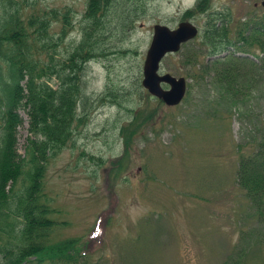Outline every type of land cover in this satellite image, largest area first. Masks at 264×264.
I'll list each match as a JSON object with an SVG mask.
<instances>
[{
  "label": "rangeland",
  "instance_id": "rangeland-1",
  "mask_svg": "<svg viewBox=\"0 0 264 264\" xmlns=\"http://www.w3.org/2000/svg\"><path fill=\"white\" fill-rule=\"evenodd\" d=\"M262 1L208 0L202 11L199 0H112L101 13L106 54L86 70L84 123L47 165L43 192L56 220L49 240L80 239L90 264H264V223L237 178L243 126L252 118L242 119L241 109L264 114V83L245 103H233L191 63L200 43L162 61V72L188 79L180 103L167 105L142 83L156 23L191 20L201 31L192 43L210 16L228 15L235 25L262 15ZM88 2L38 0V7L71 13L62 56L82 35ZM187 9H194L189 17ZM21 114L17 146L25 155L29 122Z\"/></svg>",
  "mask_w": 264,
  "mask_h": 264
},
{
  "label": "trees",
  "instance_id": "trees-1",
  "mask_svg": "<svg viewBox=\"0 0 264 264\" xmlns=\"http://www.w3.org/2000/svg\"><path fill=\"white\" fill-rule=\"evenodd\" d=\"M111 2L89 0L82 35L62 56L61 44L74 28L69 10L38 7V0H0V264H90L92 260V254L81 252L80 239L49 240L56 220L49 216L53 209L43 188L50 159L84 123L79 108L90 99L86 70L91 60L106 54L101 13ZM207 5L208 0H199L197 9L204 11ZM193 10L187 9L186 15ZM229 17L210 16L200 40L184 46L201 44L191 63L202 72L200 76L211 74L222 92L241 104L264 83V13L235 25ZM57 22L62 23L60 30L54 29ZM224 51L227 54L220 56ZM202 55L215 58L204 61ZM21 110L27 112L29 122L25 155L17 146L19 127L25 121ZM248 111L243 104L242 119L252 118L243 126L248 131L239 144L237 178L264 223V114L253 116ZM245 147L251 150L246 152Z\"/></svg>",
  "mask_w": 264,
  "mask_h": 264
},
{
  "label": "water",
  "instance_id": "water-1",
  "mask_svg": "<svg viewBox=\"0 0 264 264\" xmlns=\"http://www.w3.org/2000/svg\"><path fill=\"white\" fill-rule=\"evenodd\" d=\"M198 32V25L191 20L181 21L175 28L165 23L154 25L152 41L144 61L142 83L151 94L161 98L167 105H176L182 101L188 89V79L162 72V61L168 53L180 50L183 43L194 38Z\"/></svg>",
  "mask_w": 264,
  "mask_h": 264
},
{
  "label": "flooded vegetation",
  "instance_id": "flooded-vegetation-1",
  "mask_svg": "<svg viewBox=\"0 0 264 264\" xmlns=\"http://www.w3.org/2000/svg\"><path fill=\"white\" fill-rule=\"evenodd\" d=\"M255 4L258 6V2L255 3ZM262 6H264V1H262ZM198 28H199V25H198ZM204 30H205V28H204ZM204 30H203V31H204ZM203 31H202V33H203ZM200 32H201V31H200V28H199V32H198V34H200ZM198 34H197L196 36H198Z\"/></svg>",
  "mask_w": 264,
  "mask_h": 264
}]
</instances>
